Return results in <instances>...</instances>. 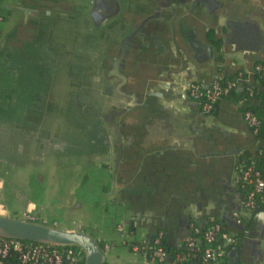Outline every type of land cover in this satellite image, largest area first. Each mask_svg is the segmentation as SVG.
<instances>
[{"label":"crops","instance_id":"0c3cea01","mask_svg":"<svg viewBox=\"0 0 264 264\" xmlns=\"http://www.w3.org/2000/svg\"><path fill=\"white\" fill-rule=\"evenodd\" d=\"M203 1L0 0V212L88 231L104 264H169L129 242L177 246L212 215L243 229L231 264H264V193L245 207L238 184L264 139L238 101L205 112L186 89L252 82L264 8Z\"/></svg>","mask_w":264,"mask_h":264},{"label":"trees","instance_id":"16d2710c","mask_svg":"<svg viewBox=\"0 0 264 264\" xmlns=\"http://www.w3.org/2000/svg\"><path fill=\"white\" fill-rule=\"evenodd\" d=\"M210 37V34H209ZM217 42V40H213ZM256 64L259 68L253 67L252 69V82L244 80V72H234L232 74L225 75L218 78L217 80L222 85L229 84L226 95L222 98L227 97L235 101H239V108L242 110L250 109L257 116L259 120V129H264V60L257 61ZM250 91V92H249ZM256 100V104L253 105V101ZM252 164L254 169L259 171L261 178L264 180V160H251L244 159L240 169L238 178V184L243 194V204L247 198V193L252 188V183L245 181L241 178L242 169ZM264 186L261 191L254 197V206L258 204L259 198L263 196ZM241 219V218H240ZM190 221V220H189ZM193 225L197 227L196 232H191V235L195 237V244L192 247L186 245V240L183 239L179 245L172 246L166 243L164 235L161 233L159 241L153 242L155 234L146 239L144 245L140 240H131L129 246L137 244L139 250H144L146 256L150 258L151 251L154 247L159 246L164 252V261L171 263L176 255L188 254V258L182 262L185 264H191L192 261H196V264H231L233 263V256L229 254L230 251H234L236 246L241 241L243 229L237 228L238 224L234 221L224 222L218 217L212 215H204L198 218L191 219ZM217 223L219 225L218 231L214 233L212 240L207 241L204 238V233L212 226ZM241 223V222H240ZM130 229V226L128 227ZM190 229L189 232L190 233ZM225 234V235H224ZM232 237L231 242L226 241V236ZM99 245L103 247V242L98 240ZM209 247L214 251L221 250V253L216 256L214 260H202V254L205 247ZM83 256L78 260L79 264H82ZM19 264L13 254L7 256L3 264ZM104 264V263H103ZM181 264V263H178Z\"/></svg>","mask_w":264,"mask_h":264},{"label":"built area","instance_id":"2783aa9c","mask_svg":"<svg viewBox=\"0 0 264 264\" xmlns=\"http://www.w3.org/2000/svg\"><path fill=\"white\" fill-rule=\"evenodd\" d=\"M255 68H259V65L256 64ZM228 87L229 84L222 85L217 80V77H214L206 85H202L197 82H190L186 86V89L189 97L195 101L203 111L208 112L219 99L226 95ZM240 101L241 100L238 102ZM241 113L250 130L264 139V129H259V120L253 111L250 109H244ZM241 178L252 183V188L247 193L244 206L253 207L255 201L254 197L263 188L264 180L261 178L259 171L253 168L252 164H248L242 169ZM0 214L4 213L0 212ZM234 214L235 221L239 222V214ZM19 217L29 220L35 219L30 214H22V216ZM39 221L45 222L42 218ZM188 227L191 231L183 239L186 240V245L188 247H192L195 244V237L191 235V232H196L197 227L193 225L191 220L188 222ZM218 228L219 225L217 223L212 224V226L204 233L205 240H212L214 233L218 231ZM160 235L161 233L158 232L156 236H154V243L159 241ZM140 241L143 242L142 245H144L146 240L142 239ZM226 241L231 242L232 237L227 235ZM104 247H107V245L105 244ZM130 248L134 251L145 252L144 250H139L137 244H132ZM220 253V249L214 251L206 246L203 250L202 260H214ZM11 254L15 256V259L19 264H79L78 260L82 256V251L79 247L72 245H51L30 240L0 236V264H3L5 258ZM164 256L165 252L159 246H156L152 249L150 258L158 262H163ZM187 258L188 254L176 255L174 260L169 264H185L182 261Z\"/></svg>","mask_w":264,"mask_h":264},{"label":"water","instance_id":"95a60500","mask_svg":"<svg viewBox=\"0 0 264 264\" xmlns=\"http://www.w3.org/2000/svg\"><path fill=\"white\" fill-rule=\"evenodd\" d=\"M193 4H203V0H192ZM264 8V0H258ZM209 50V47H208ZM0 236L30 240L51 245H72L82 251V264H103V250L97 238L80 228L69 229L39 220L24 219L19 216L0 214ZM229 254H233L230 251ZM191 264H196L192 261Z\"/></svg>","mask_w":264,"mask_h":264},{"label":"rangeland","instance_id":"374dc122","mask_svg":"<svg viewBox=\"0 0 264 264\" xmlns=\"http://www.w3.org/2000/svg\"><path fill=\"white\" fill-rule=\"evenodd\" d=\"M55 33L58 35V33L55 31ZM51 50H52V53L53 54H55V55H57V57L59 58V56L61 57V55H60V51H58L59 50V48L57 49V48H55V46H52L51 47ZM63 83V82H62ZM47 224H50V221H47L46 222ZM122 238H124V237H122Z\"/></svg>","mask_w":264,"mask_h":264}]
</instances>
